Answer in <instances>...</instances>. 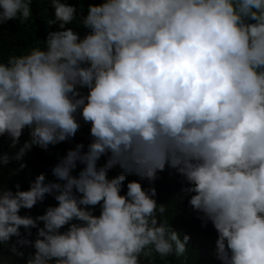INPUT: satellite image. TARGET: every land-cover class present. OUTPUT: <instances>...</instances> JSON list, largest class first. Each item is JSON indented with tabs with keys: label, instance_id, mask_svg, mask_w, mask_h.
Instances as JSON below:
<instances>
[{
	"label": "clouds",
	"instance_id": "clouds-1",
	"mask_svg": "<svg viewBox=\"0 0 264 264\" xmlns=\"http://www.w3.org/2000/svg\"><path fill=\"white\" fill-rule=\"evenodd\" d=\"M31 3L0 0V25L25 24ZM50 4L24 51L0 55V173L34 148L64 155L55 181L0 186V245L22 257L21 229L36 228L24 264L182 257L190 236L141 183L171 167L216 230L221 264H264V0H101L78 14ZM78 117L90 125L86 149ZM129 175L140 179L124 192ZM48 195L57 204L43 214H20ZM0 264L17 262L0 254Z\"/></svg>",
	"mask_w": 264,
	"mask_h": 264
},
{
	"label": "trees",
	"instance_id": "trees-1",
	"mask_svg": "<svg viewBox=\"0 0 264 264\" xmlns=\"http://www.w3.org/2000/svg\"><path fill=\"white\" fill-rule=\"evenodd\" d=\"M67 2L75 5L78 14L79 9L87 13L90 3H100L101 0H67ZM31 9L33 15L25 24H20L17 20H10L0 25V55L2 56V61L6 62L9 56L22 53L24 51V41L27 37L31 38L27 35L30 26L39 23L44 24L46 19L49 18L51 10L54 11L50 0H32ZM78 119L81 120L78 140L84 143L86 149L91 140L90 125L84 123L81 117H78ZM0 146H2V151L5 152L6 144L3 140H0ZM66 146L65 154L69 148L73 147L69 142L66 143ZM63 155V153L60 154L58 151L47 154L42 149L34 148L22 161L13 159L4 167L3 173H0V186L15 191L16 185L19 184L22 190H26L29 188L30 182L35 180L40 173L46 175V182L55 181L56 177L52 174V167L58 162L59 157ZM105 160L106 157H102L99 163L102 165ZM21 163L27 166L21 169ZM79 167L73 173L74 175L79 171ZM121 171L122 169L117 166L109 171V177L118 175ZM133 179L139 180L140 178L135 175H129L125 181L124 192L127 190V182ZM141 183L145 188H148L150 184L156 188V198L159 203L168 205L166 216L171 226L179 231L181 238L185 234L190 236L188 250L184 256L179 258L175 256L161 258L158 254H154L153 257H149L146 260L142 257L143 264H221V261L216 256L215 241L217 232L211 222L205 225L200 215L189 206V196L183 192V189L187 186L183 176L176 169L166 167L164 171L158 173V177L154 182L142 180ZM56 204L57 201H55L54 197L48 195L43 202L37 203L32 209H21L20 214L36 217L43 214L50 205L54 206ZM99 212L100 208L97 206L95 214L98 215ZM40 226H43L42 222ZM66 228L67 226L61 231L66 230ZM21 232V239L25 242L18 244L17 247L24 255L22 257L13 256L7 246L0 245V254H2L4 260L11 259L15 260L17 264H24L29 253L35 251L31 242L36 238L37 229L33 228L31 230V236L27 235V231L23 228ZM16 240L17 238L13 237L9 243H13Z\"/></svg>",
	"mask_w": 264,
	"mask_h": 264
}]
</instances>
